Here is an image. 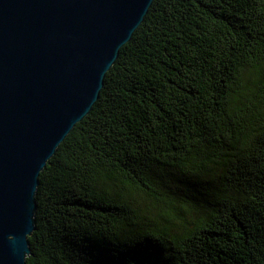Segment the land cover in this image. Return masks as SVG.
Wrapping results in <instances>:
<instances>
[{
    "label": "trees",
    "instance_id": "1",
    "mask_svg": "<svg viewBox=\"0 0 264 264\" xmlns=\"http://www.w3.org/2000/svg\"><path fill=\"white\" fill-rule=\"evenodd\" d=\"M36 204L28 264H264V0H154Z\"/></svg>",
    "mask_w": 264,
    "mask_h": 264
},
{
    "label": "water",
    "instance_id": "2",
    "mask_svg": "<svg viewBox=\"0 0 264 264\" xmlns=\"http://www.w3.org/2000/svg\"><path fill=\"white\" fill-rule=\"evenodd\" d=\"M154 0H0V264H28L41 173Z\"/></svg>",
    "mask_w": 264,
    "mask_h": 264
}]
</instances>
